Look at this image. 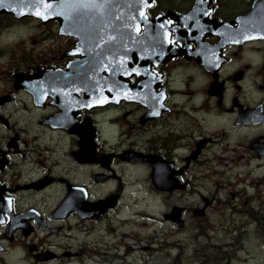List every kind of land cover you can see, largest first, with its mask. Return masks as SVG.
I'll use <instances>...</instances> for the list:
<instances>
[{
    "label": "flooded vegetation",
    "instance_id": "flooded-vegetation-1",
    "mask_svg": "<svg viewBox=\"0 0 264 264\" xmlns=\"http://www.w3.org/2000/svg\"><path fill=\"white\" fill-rule=\"evenodd\" d=\"M110 1L125 4V9L130 7L128 3H134L130 8L136 7V14L130 15L129 21H122L124 16L119 20L115 16L114 20L109 11V22L91 21L87 29L76 23L74 30L65 29L69 22L61 26L57 19L43 21L32 16L0 14V19L7 18L9 24H20L32 43L38 42L31 37L32 29L51 44L57 42L53 37L63 41L58 46L61 52L42 56L40 63L27 67L34 59L29 51L17 59L20 62L7 72L12 81L17 73L30 77L41 72V88L37 92L38 89L14 84L9 92L1 93L0 105L23 99L17 105L22 111L32 109L31 113H39L35 117L37 124L51 133L72 138L74 143L64 156L68 154L82 171L81 175L72 167L56 171V164H44L42 155L32 147H27L26 156L19 148L17 133L5 147L0 146V264L52 259L62 264L68 259L67 264L85 254L81 245L77 250L69 244L54 247L50 237L67 236L65 230L72 227L68 223L70 217L76 220L75 227L83 222L94 224L119 207L127 186L122 165L145 169L148 186L157 191L178 195L179 199L190 196L188 189L194 178L190 172L194 167L197 172L207 162L206 151L216 146L218 137L223 135L225 119L245 135L243 150L236 156L242 162L240 167L264 172V0ZM51 24L52 37L47 35ZM111 59H123L124 63L114 66ZM69 62L72 69L67 67ZM113 68L115 77L111 76ZM96 70L102 73L104 79L99 81H105L104 85L92 84ZM2 72L5 70L0 69V75ZM25 81L32 86L38 84L33 79ZM99 110L121 111L111 118L118 124H107L113 132L117 124L119 135L126 131L119 147L110 144L112 139L103 138L104 142L98 143ZM129 115L134 117L130 125ZM0 121L8 126L1 114ZM129 137H134L131 142H127ZM15 154L20 156L16 158ZM39 167L44 170L41 174L26 177V173L39 171ZM73 185L85 187L88 201L102 199L106 203L92 215L75 211L58 215L55 208ZM55 186L61 197L47 211L40 209L42 206L36 205L34 199V203L23 205L34 194ZM100 186H106L107 191L95 196L93 191ZM202 200L203 208L193 209L200 215L214 198ZM183 210L182 207L181 215ZM54 248L59 249L58 253ZM86 258L87 255L82 262Z\"/></svg>",
    "mask_w": 264,
    "mask_h": 264
},
{
    "label": "rangeland",
    "instance_id": "rangeland-1",
    "mask_svg": "<svg viewBox=\"0 0 264 264\" xmlns=\"http://www.w3.org/2000/svg\"><path fill=\"white\" fill-rule=\"evenodd\" d=\"M7 21L10 22L7 18L0 19V69L5 70L0 75V95L9 92L14 85L15 77L12 81L7 72L12 65L20 62L17 59L23 53L26 56L29 51L34 58L27 64L28 67L40 63L42 56L49 57L61 52L62 48L58 46L63 42L55 37L51 39L58 43L41 40L32 29L31 37L38 39V42L32 43L26 30L19 28L20 24H9ZM52 28L51 24L47 32L50 37L53 36L50 34ZM48 49L53 50L47 52ZM38 53L41 56H37ZM25 98L28 102L27 95ZM22 102L23 99H20L19 103L0 105V114L8 120V126L0 121V146L5 147L10 137L17 133L19 148L25 151L26 156L27 147H32L35 153L42 155L40 159L44 164H56L53 167L56 171L72 167L81 175L82 171L71 162L70 156H64L74 143L73 139L51 133L37 124L35 117H39V113H31L32 109L22 111L17 105ZM118 113L120 115L121 111L107 110L103 113V110H99L96 118L100 133L98 143L102 144L103 138L112 139L110 144L119 147V142L127 136L126 131L119 135L118 122L111 120ZM128 118L129 125L134 123L133 115ZM109 121L117 123L115 132L108 130ZM127 129L131 131L132 128L127 126ZM223 130V135L216 141L217 145L207 149V162L197 172L195 167L190 172L194 176L188 189H191L190 196L187 194L179 199L178 195L157 191L148 186L145 169L122 165L127 186L119 207L103 221L94 224L83 222L75 227L76 220L70 217L68 223L72 227L69 231L65 230L67 236L60 234L50 237L52 246L58 248L69 244L72 250H77L78 245H81L85 249V254L74 257L67 264H264V172L240 167L242 162H238L236 156L243 150L241 144H244L245 135L227 119L224 120ZM131 138L134 137H129L127 142H131ZM11 143L14 141L11 140ZM15 155L16 158L20 156ZM204 166L207 168L204 169ZM84 168L88 169V166ZM43 171L39 167V171H30L26 177L30 179ZM138 175H143V178ZM106 191V186H100L95 187L93 193L101 196ZM60 197L61 193H57L55 186L44 193L34 194L23 205L36 201V205L42 206L40 209L47 211ZM202 197L214 198L204 215L193 212L195 208H203ZM173 205L184 208L181 215L184 223L181 226L163 218V213L169 212ZM82 226L93 227L86 231ZM57 248H54L55 252L59 250ZM86 255L87 258L82 262L81 259ZM55 260H39L40 263L32 261L28 264H59V260ZM62 261V264H66L68 259Z\"/></svg>",
    "mask_w": 264,
    "mask_h": 264
},
{
    "label": "water",
    "instance_id": "water-1",
    "mask_svg": "<svg viewBox=\"0 0 264 264\" xmlns=\"http://www.w3.org/2000/svg\"><path fill=\"white\" fill-rule=\"evenodd\" d=\"M67 1L68 0H3V2L0 3V13L1 12H13V13H15L16 16L32 15V16L39 17L43 20H46L48 18H57L60 11H61L60 8H62L64 6V3H66ZM86 1H88V0H86ZM89 1H91V0H89ZM85 4H87V3H85ZM94 4H96V5H94ZM93 6H95V7L92 8ZM96 6H99L100 8H102V7H105L106 5H105V3H103V1H100L98 3H91L90 2L88 4V8H81V11H78V13L84 14L85 11L86 12L90 11L91 13H95L96 12ZM65 7H64V9H65ZM37 12H40L41 15H36ZM116 62H119V61H116ZM78 69H80V68H78ZM33 77H35L36 79L41 78L42 73L41 72L36 73L35 76H32V78ZM93 77L95 78V80H94V82L92 81V84H95V85H104L105 84V81H99L101 78L104 79L101 72H97V70H96V72L93 73ZM77 188L79 189V191ZM105 203H106V200H99L97 202H88L87 201V195L85 193V189L83 187L72 186L68 190L66 197L62 200V202L56 208V213H59L58 215H64L65 216L69 213L70 210L75 209V211L81 215H83V214L84 215H92V212L95 209L99 208L101 205H104ZM180 214H181V208L174 206V207H172V209L169 213H166L164 215V217L169 219V220L174 221L178 225H182L183 220L181 219ZM2 220H3V218L1 219V221Z\"/></svg>",
    "mask_w": 264,
    "mask_h": 264
},
{
    "label": "bare ground",
    "instance_id": "bare-ground-1",
    "mask_svg": "<svg viewBox=\"0 0 264 264\" xmlns=\"http://www.w3.org/2000/svg\"><path fill=\"white\" fill-rule=\"evenodd\" d=\"M156 205H157V209H159L160 205L158 204V202L156 203ZM135 248H136V247H133L134 250H137V249H135Z\"/></svg>",
    "mask_w": 264,
    "mask_h": 264
},
{
    "label": "snow or ice",
    "instance_id": "snow-or-ice-1",
    "mask_svg": "<svg viewBox=\"0 0 264 264\" xmlns=\"http://www.w3.org/2000/svg\"><path fill=\"white\" fill-rule=\"evenodd\" d=\"M2 2H3V0H0V3H2ZM36 15H41V13L37 12Z\"/></svg>",
    "mask_w": 264,
    "mask_h": 264
}]
</instances>
